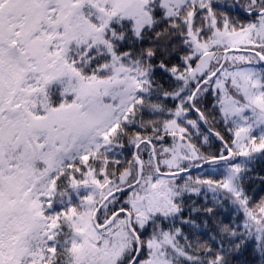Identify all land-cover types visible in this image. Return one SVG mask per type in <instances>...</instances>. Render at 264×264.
<instances>
[{"label":"snow or ice","instance_id":"snow-or-ice-1","mask_svg":"<svg viewBox=\"0 0 264 264\" xmlns=\"http://www.w3.org/2000/svg\"><path fill=\"white\" fill-rule=\"evenodd\" d=\"M0 264H264V0H0Z\"/></svg>","mask_w":264,"mask_h":264}]
</instances>
